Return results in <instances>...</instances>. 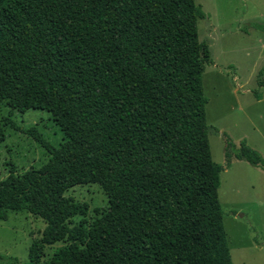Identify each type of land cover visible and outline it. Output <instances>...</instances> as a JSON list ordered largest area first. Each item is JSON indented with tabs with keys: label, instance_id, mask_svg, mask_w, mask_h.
<instances>
[{
	"label": "trees",
	"instance_id": "trees-1",
	"mask_svg": "<svg viewBox=\"0 0 264 264\" xmlns=\"http://www.w3.org/2000/svg\"><path fill=\"white\" fill-rule=\"evenodd\" d=\"M205 18L194 0H0V108L45 112L63 135L55 149L23 132L49 160L0 181V222L25 212L45 224L25 264H231L207 140ZM224 152L227 167L264 170L244 142ZM87 185L107 200L89 221L65 198Z\"/></svg>",
	"mask_w": 264,
	"mask_h": 264
},
{
	"label": "rangeland",
	"instance_id": "rangeland-1",
	"mask_svg": "<svg viewBox=\"0 0 264 264\" xmlns=\"http://www.w3.org/2000/svg\"><path fill=\"white\" fill-rule=\"evenodd\" d=\"M194 1L206 16L197 23L199 41L208 47L213 61L202 75V88L211 158L223 167L218 199L231 264H264V170L245 162L227 167L224 152L226 140L237 149L244 142L264 160V75L259 74L264 70V0ZM9 111L0 108V120L10 117L14 125L5 126V141L0 144V181L12 168L21 176L49 160L46 149L23 132L34 129L51 148L63 143L62 133L47 113L29 110L9 116ZM65 198L86 205L88 221L107 206L96 185L72 189ZM238 215L246 219L239 220ZM44 229L40 219L8 212L7 220L0 222V255L27 263L29 249ZM61 246L45 248L43 261Z\"/></svg>",
	"mask_w": 264,
	"mask_h": 264
},
{
	"label": "water",
	"instance_id": "water-1",
	"mask_svg": "<svg viewBox=\"0 0 264 264\" xmlns=\"http://www.w3.org/2000/svg\"><path fill=\"white\" fill-rule=\"evenodd\" d=\"M237 219H244V216L243 215H238Z\"/></svg>",
	"mask_w": 264,
	"mask_h": 264
},
{
	"label": "crops",
	"instance_id": "crops-1",
	"mask_svg": "<svg viewBox=\"0 0 264 264\" xmlns=\"http://www.w3.org/2000/svg\"><path fill=\"white\" fill-rule=\"evenodd\" d=\"M244 219H246V218L244 217ZM244 219H243V220H244ZM239 220H241V219H239ZM262 249H263V246H259V249H258V250H259V251H262Z\"/></svg>",
	"mask_w": 264,
	"mask_h": 264
}]
</instances>
